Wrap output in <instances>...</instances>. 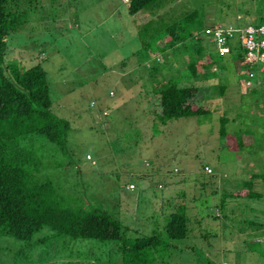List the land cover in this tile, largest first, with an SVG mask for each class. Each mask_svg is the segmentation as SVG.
<instances>
[{"label": "rangeland", "instance_id": "rangeland-1", "mask_svg": "<svg viewBox=\"0 0 264 264\" xmlns=\"http://www.w3.org/2000/svg\"><path fill=\"white\" fill-rule=\"evenodd\" d=\"M129 2L43 0L33 9L31 22L8 39L10 58L25 67L39 63L45 67L55 113L73 122L64 150L50 141L48 147L39 144L45 175L62 181L60 188H67L62 195L78 199V208L104 209L121 219L127 237H137L134 229L141 235L164 230L166 216L178 209V202H185L194 226L185 241L190 249L171 264H264V228L250 224L264 221V199L226 197V211L222 206L223 194L237 190L249 174H264V108L260 107L264 91L243 95L242 103L236 104L237 121L224 113V105L217 109L216 101H211L208 104L216 112L173 120L166 126L153 122L146 97L163 74L155 70L158 74L152 77L143 60L147 57L143 45L158 48V36L150 33L143 38L141 30L153 16L144 13L149 11L130 14ZM260 6L257 0H176L157 20L166 26L197 10L189 21L204 33L207 24L259 23ZM169 54L161 60V72H186L188 58L175 50ZM214 56L219 69L216 65L208 69L213 84L209 99L219 95L217 78L221 84L231 78L239 83L245 75L228 70L239 64L238 52L223 58L215 51ZM206 94L204 89L200 99ZM252 100L256 112L247 107ZM224 117L227 122L221 124ZM252 122L255 127H248L249 137L255 142L249 146L250 156L237 160L221 141L220 129L224 125L229 133L234 129L237 133L248 130ZM206 164L214 168V178L205 175ZM261 180L255 181V188L264 191ZM203 235L217 238L212 237L206 247ZM69 259L127 264L123 241L56 237L49 226L27 243L0 237V264H64ZM157 261L165 263L162 257Z\"/></svg>", "mask_w": 264, "mask_h": 264}, {"label": "trees", "instance_id": "trees-1", "mask_svg": "<svg viewBox=\"0 0 264 264\" xmlns=\"http://www.w3.org/2000/svg\"><path fill=\"white\" fill-rule=\"evenodd\" d=\"M42 1L0 0V237L12 236L27 243L34 239L36 233L49 226L56 237L123 241L127 264H171L172 260L181 256L186 248L190 249L189 242L185 243V241L191 238L194 226L185 202H178V209L166 216L162 224L164 230L141 235L134 229L137 237H127L125 234L127 228L121 219L104 209L95 208L86 211L78 208L80 202L78 199H69L62 195V190L67 189L60 188L58 183L62 181L45 175L47 165L43 155L39 153V144L48 147L47 143L50 141L57 145H54L56 148L64 150L69 132L73 129V122L55 113V102L45 67L41 63L25 67L21 62L14 61L9 57L8 43L13 33L22 30L31 22L33 9ZM175 1L130 0L129 2L130 14L142 15L144 11H149L144 13L153 16L145 23V29L141 30V33L145 31L142 33L143 38L145 34L149 37L150 33L152 36L157 35L158 38L164 35L169 38L164 46L156 49L147 42L143 45L147 54V57L144 56V62L151 60L146 63L150 72L157 70L163 74L161 79H157L155 86H152L151 96L146 98L154 116L153 122L164 126L173 120L197 118L211 111H217V109L211 110L208 104L210 102L205 101L212 92V87L209 89L201 85L204 80L211 79L208 69L217 64L214 52L219 53V51L212 31L219 25L242 28L253 24L249 23V20L231 24H207L203 28L204 33H201L198 24L189 21L197 16L195 10L184 13L186 19L183 17L174 23L170 20L171 23L161 26L157 17L163 15L166 8ZM257 1L261 4L256 18L260 20L256 23L259 25L264 24V0ZM249 14V11H246L245 15L249 16ZM183 20L185 23H182ZM229 43L232 46V53L220 54V57L226 58L238 52L241 65L239 62L238 65L235 64L236 68L230 69L235 72L237 69L241 70L243 75L247 70L246 65L241 67L244 64L245 51L236 36L231 38ZM171 48L175 49L176 54L188 58L186 72L172 69L174 73L161 72V60L170 55ZM153 51L160 52L161 56L152 58ZM220 86L224 87L222 84ZM204 89L208 94L201 96L200 99ZM226 120L225 117L222 118L221 124L227 122ZM248 124V130H238L236 133L234 129V134L229 133L224 125L220 129L221 141L226 148L237 154V160L249 157L251 152L249 146L255 142L254 138L249 137L251 129L248 128L255 125L253 122ZM89 156L91 157V154L87 155V158ZM213 169L211 165L206 164L203 171L205 170V175L208 173L214 178ZM204 178L206 179L207 176ZM257 179H262L264 184V174L255 171L249 174L247 180L240 183L241 186L239 185L237 190L223 194V210L226 211L227 207L226 197L246 200L264 199V191L255 188ZM172 201L170 200V204ZM250 224L264 228V221ZM212 237L217 238L216 235L202 236L201 240L208 243L204 246H210L209 240ZM260 244L262 245L261 241ZM195 247L194 245L191 249ZM261 252L264 254V249H261ZM157 256L162 257L165 263L157 261L159 258ZM82 263L79 259H69L64 264Z\"/></svg>", "mask_w": 264, "mask_h": 264}, {"label": "built area", "instance_id": "built-area-1", "mask_svg": "<svg viewBox=\"0 0 264 264\" xmlns=\"http://www.w3.org/2000/svg\"><path fill=\"white\" fill-rule=\"evenodd\" d=\"M212 32L220 54L232 53L229 40L236 36L245 51L244 65L247 70L244 86L247 89L258 87L264 90V24H248L242 28L219 25Z\"/></svg>", "mask_w": 264, "mask_h": 264}, {"label": "crops", "instance_id": "crops-1", "mask_svg": "<svg viewBox=\"0 0 264 264\" xmlns=\"http://www.w3.org/2000/svg\"><path fill=\"white\" fill-rule=\"evenodd\" d=\"M154 28V27H153ZM164 38V39H163ZM169 38L167 37V35H164L163 37H159L158 40L156 41V46H158V48L160 46H162V41L165 40V43L164 45L167 43V40ZM175 49H169V51H173ZM154 52V51H153ZM151 56H153L152 58H157L158 56H161V53L160 52H154ZM151 62V60H147L145 61L144 63H149ZM172 63V61H171ZM229 72H232V70H229ZM152 77H155V72H150ZM238 74H240V72H237ZM169 76V75H168ZM245 77V75H244ZM244 77L242 76V79L239 81V83L237 81H233V79L231 78L230 81H228L227 79H225V85L222 84L224 87L222 86H219V95L214 98L213 96H211V98L209 99L211 93L207 96V98L205 99V101L207 102H213V101H216V104H217V109H220V105H224L225 108L223 109L224 113H230L231 116L235 117V120H236V116L238 115L237 112H239L240 109H237L236 108V104L238 103H242L243 100H241V98L243 97V95H249V94H252L253 92H256L258 90H261V91H264L263 89L261 88H258V87H255L253 89H247L245 86H244ZM220 81V82H219ZM218 85H221V80L218 79V82H217ZM201 85L203 87H206V88H209L211 89V83H210V80H204L203 82H201ZM253 102V103H252ZM252 102L250 101V103L247 104V107L249 109H252L254 107V111L256 112V106H255V102L256 100H252ZM261 108H264V103L262 102ZM237 121V120H236ZM237 158V157H236ZM238 170V167H239V162L236 163V166H235ZM228 176V174L226 172H224V178H226Z\"/></svg>", "mask_w": 264, "mask_h": 264}]
</instances>
